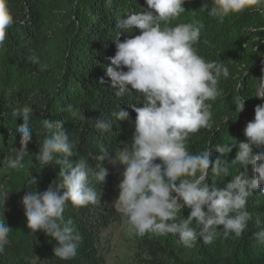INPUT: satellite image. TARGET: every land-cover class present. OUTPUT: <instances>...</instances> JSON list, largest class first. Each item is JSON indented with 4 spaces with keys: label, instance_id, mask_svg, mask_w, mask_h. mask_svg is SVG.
I'll use <instances>...</instances> for the list:
<instances>
[{
    "label": "clouds",
    "instance_id": "obj_1",
    "mask_svg": "<svg viewBox=\"0 0 264 264\" xmlns=\"http://www.w3.org/2000/svg\"><path fill=\"white\" fill-rule=\"evenodd\" d=\"M185 3L186 0H145L147 7L142 11L116 18L117 35L112 40L116 51L114 56L106 57L110 64L105 66V74L111 87L118 89L117 97L137 94V103L128 106L136 113L134 131L122 149L110 154L105 145L99 144V154L92 157L94 166L82 157L74 166L70 158L77 155L78 141L70 137L60 120H41L44 139L35 159L41 169L58 165V180L38 192L37 180L31 176L21 204L27 227L54 239L53 253L60 260L74 259L82 242L74 221L65 219V208L69 203L77 208L99 203L100 194L92 184L106 182L109 172L102 166L104 161L123 167L114 206L127 217L139 237L172 234L181 245L192 248L198 239L211 244L217 226H223L220 231L225 239L239 238L253 219L246 208L248 197L258 188L264 193V104L255 107L254 119L243 130L244 141L209 145L198 153L188 149L192 134L212 127L210 101L220 95L218 81L221 76H229V69L223 62L208 61L199 55L195 46L201 30L197 23L168 26L186 12ZM201 9L223 22L245 10L264 15V0H206ZM13 24L7 0H0V48ZM135 29L139 30L138 35L125 36L121 41L122 34ZM30 59L39 62L34 55ZM46 67L42 65L41 70ZM104 83L101 78L100 84ZM258 97L264 98V94ZM235 105L238 113L244 111L242 98ZM67 111L74 119L86 120L78 107L68 105ZM32 115L29 107L12 111V116L23 122L16 128L19 147L12 149V157L0 161L5 169L20 171L25 167L33 133ZM111 116L131 123L129 112L121 107ZM94 126L101 133H108L113 121L101 114ZM233 148L237 149L236 155L229 162L227 156ZM213 151L219 153L215 159ZM237 164L242 170L233 176L230 165ZM209 172L221 181L229 176L232 179L218 188L216 183L206 182ZM9 193L0 186V254L13 232L4 217ZM185 207L190 209L187 218L180 214ZM256 223H261L259 217ZM253 237L258 244H264V229L253 233Z\"/></svg>",
    "mask_w": 264,
    "mask_h": 264
},
{
    "label": "trees",
    "instance_id": "obj_2",
    "mask_svg": "<svg viewBox=\"0 0 264 264\" xmlns=\"http://www.w3.org/2000/svg\"><path fill=\"white\" fill-rule=\"evenodd\" d=\"M205 2L186 0V12L168 24L197 23L201 30L195 46L199 55L208 61L223 62L229 69V76H221L218 81L220 95L210 101L212 127L192 134L188 141V149L193 153L209 145L244 141L243 130L254 119L255 107L264 104V98L258 97L264 94V15L245 10L220 22L201 9ZM7 4L14 24L7 29L4 47L0 48V161L12 157V149L19 147L16 128L23 121L12 116L14 109L33 110L30 121L33 133L22 170L5 169L0 164V186L10 191L4 217L13 231L0 254V264H104L103 235L120 221L111 200L115 184L120 183L121 165L103 162L102 166L109 172L106 182L92 184L100 194L98 204L77 208L69 203L65 208V219L71 218L82 236L76 257L69 261L54 256V239L43 231L33 233L27 227L21 200L30 187L27 181L31 176L37 180L38 192L58 180V165L41 169L35 159L44 139L42 119L60 120L70 137L78 141L77 155L70 158L74 166L81 157L94 166L92 157L99 154V144L114 154L130 142L136 113L128 106L137 103V94L117 97L118 89L111 87L105 66L110 64L106 57L114 56L116 51L112 41L117 35L116 18L142 11L141 8L147 7L145 0H7ZM138 34L139 30L135 29L122 34L120 39ZM33 55L38 63L30 59ZM42 65L47 67L41 70ZM101 78L104 84H100ZM241 98L245 108L238 113L235 103ZM68 105L78 107L86 120L74 119L67 111ZM120 107L129 112L131 123L111 116ZM101 114L113 121L112 131L101 133L95 128V119ZM236 151L233 148L228 154L229 162L235 158ZM257 151L253 149L254 153ZM218 155L213 151L212 158ZM241 170L238 164L230 165L233 176ZM252 174L249 167V175ZM231 179L229 176L221 181L209 172L206 182L221 188ZM246 208L253 219L239 238L225 239L220 231L223 226H217L211 244L198 239L192 248L181 245L172 234L139 237L134 231L133 241L148 257V264H264V244H258L253 237V233L264 229L261 189L248 197ZM2 212L0 208V219ZM189 212L185 207L180 214L187 218Z\"/></svg>",
    "mask_w": 264,
    "mask_h": 264
},
{
    "label": "rangeland",
    "instance_id": "obj_3",
    "mask_svg": "<svg viewBox=\"0 0 264 264\" xmlns=\"http://www.w3.org/2000/svg\"><path fill=\"white\" fill-rule=\"evenodd\" d=\"M118 185L119 183H116L113 188L111 203L114 208V201L119 195ZM119 214L120 221L103 235L102 256L104 264H148V257L137 248L133 241L134 230L128 223L127 217L121 212Z\"/></svg>",
    "mask_w": 264,
    "mask_h": 264
}]
</instances>
